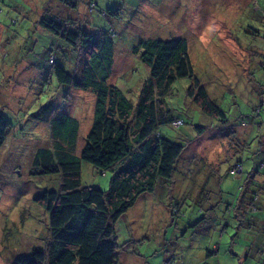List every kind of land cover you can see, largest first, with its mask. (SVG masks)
<instances>
[{"label": "rangeland", "instance_id": "374dc122", "mask_svg": "<svg viewBox=\"0 0 264 264\" xmlns=\"http://www.w3.org/2000/svg\"><path fill=\"white\" fill-rule=\"evenodd\" d=\"M44 16L107 35L113 64L106 82L133 104L150 77L133 48L146 39H183L195 76L228 118L223 125L187 98L188 78L171 85L164 106L183 123L157 132L185 149L172 179L140 194L115 223L118 264H264V227L254 242L257 231L236 229L226 211L240 195L229 171L236 160L241 184L251 171L264 186V0H76L75 8L57 0H0V114L11 124L0 148V264L42 246L48 232V214L34 197L56 190L59 175L37 170V151L60 141L79 156L93 120V92L60 84L50 57L70 69L83 63L84 52L78 45L70 51L40 27ZM46 105L76 119L73 144L56 141L49 123L35 118ZM196 125L206 131L197 136ZM80 176L82 185L107 190L112 171L80 160ZM208 190L213 211L198 205L205 207L198 198ZM179 202V216H171Z\"/></svg>", "mask_w": 264, "mask_h": 264}, {"label": "trees", "instance_id": "16d2710c", "mask_svg": "<svg viewBox=\"0 0 264 264\" xmlns=\"http://www.w3.org/2000/svg\"><path fill=\"white\" fill-rule=\"evenodd\" d=\"M57 1L66 7H76V0ZM38 24L65 41L70 51L76 52L77 45L81 47L85 56L83 63L77 65L80 68L65 69L50 55L52 69L60 84L91 90L95 107L79 156L66 150L60 141L54 148L37 151L34 162L37 170L58 173L59 186L34 197L35 203L48 214V232L43 245L15 254L10 264H118L115 223L134 206L140 194L153 192L172 179L185 149L180 142L157 132L164 124L174 125L177 120L183 123L164 106V97L171 85L177 79L188 78L187 98L223 125L228 123V118L195 76L187 44L181 38L146 39L133 48V53L148 67L150 76L133 104L118 87L106 82L113 64L112 40L107 35H92L72 22L52 16L40 18ZM47 105L35 118L49 123L51 137L56 141L60 138L73 144L78 127L76 119L69 115L57 116ZM10 127L9 119L1 113L0 148ZM194 130L199 136L206 131V126L196 125ZM80 160L103 172L112 171L107 190L82 185ZM229 171L238 177L240 195L227 204L226 211L236 223V229L257 231L258 235L253 236L255 242L259 228L264 227V217L259 213L264 206L261 195L264 186L251 171L241 184L240 160ZM216 179L218 184L219 176ZM208 192L207 198L203 199L207 194L204 192L198 198L206 203L205 207L198 205L202 210L213 211L217 202L211 197V191ZM179 208L180 202L171 205V216H179Z\"/></svg>", "mask_w": 264, "mask_h": 264}, {"label": "built area", "instance_id": "2783aa9c", "mask_svg": "<svg viewBox=\"0 0 264 264\" xmlns=\"http://www.w3.org/2000/svg\"><path fill=\"white\" fill-rule=\"evenodd\" d=\"M180 124H181V121L180 120H177V121L174 122V125H176V126H178ZM238 170H239V168H238Z\"/></svg>", "mask_w": 264, "mask_h": 264}]
</instances>
